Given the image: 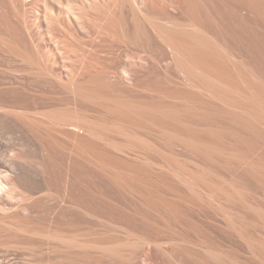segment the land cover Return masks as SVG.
<instances>
[{
  "label": "rangeland",
  "instance_id": "374dc122",
  "mask_svg": "<svg viewBox=\"0 0 264 264\" xmlns=\"http://www.w3.org/2000/svg\"><path fill=\"white\" fill-rule=\"evenodd\" d=\"M0 130V264H264V0H0Z\"/></svg>",
  "mask_w": 264,
  "mask_h": 264
},
{
  "label": "bare ground",
  "instance_id": "6f19581e",
  "mask_svg": "<svg viewBox=\"0 0 264 264\" xmlns=\"http://www.w3.org/2000/svg\"><path fill=\"white\" fill-rule=\"evenodd\" d=\"M254 2H255V1H254ZM260 5H261V4H260ZM262 8H263V7H262ZM260 9H261V8H260ZM194 30H195V29H194ZM196 31H197V30H196ZM192 33H193V32H192ZM197 33H198V31H197ZM182 49H183V48H182ZM177 50H178V49H177ZM182 51H183V50H182ZM186 51H187V50H186ZM195 51H196V50H195ZM195 51L193 50V52H195ZM189 52H190V51H189ZM176 53H177V52H176ZM182 53H183V52H182ZM182 53H181V54H182ZM183 54H184V53H183ZM187 54H188V53H187ZM189 54H190V53H189ZM189 54H188V55H189ZM188 55H187V56H188ZM193 55H195V54H193ZM178 56H179V53H178ZM184 57H185V56H184ZM194 57H195V56H194ZM177 58H178V57H177ZM189 58H190V57H189ZM190 59H192V58H190ZM184 60H185V59H184ZM187 61H188V60H187ZM192 61H193V60H192ZM191 64H192V62H191ZM192 65H193V64H192ZM3 130H5V129H3ZM5 135H6V132L4 133V132H2V131L0 130V138H1V139H4V138L6 139L7 137H6ZM7 139H8V138H7Z\"/></svg>",
  "mask_w": 264,
  "mask_h": 264
}]
</instances>
